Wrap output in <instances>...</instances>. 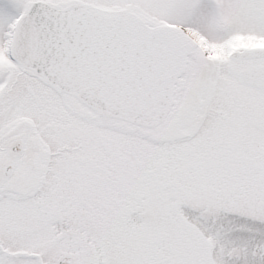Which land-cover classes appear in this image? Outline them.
<instances>
[{"label": "snow or ice", "instance_id": "obj_1", "mask_svg": "<svg viewBox=\"0 0 264 264\" xmlns=\"http://www.w3.org/2000/svg\"><path fill=\"white\" fill-rule=\"evenodd\" d=\"M0 264H264V0H0Z\"/></svg>", "mask_w": 264, "mask_h": 264}]
</instances>
